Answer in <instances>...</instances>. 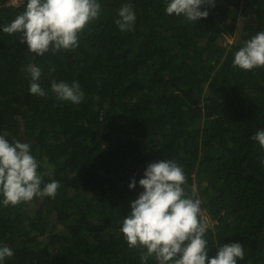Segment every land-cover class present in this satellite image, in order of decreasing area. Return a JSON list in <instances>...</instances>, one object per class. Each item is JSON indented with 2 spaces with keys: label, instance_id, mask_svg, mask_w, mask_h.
I'll return each instance as SVG.
<instances>
[{
  "label": "trees",
  "instance_id": "trees-1",
  "mask_svg": "<svg viewBox=\"0 0 264 264\" xmlns=\"http://www.w3.org/2000/svg\"><path fill=\"white\" fill-rule=\"evenodd\" d=\"M127 2L101 0L79 47L55 55L34 56L19 34L0 32V132L31 142L44 180L60 184L54 198L0 208V241L14 249L5 264H141L120 221L147 165L166 158L204 201L209 255L235 241L239 264H264V148L250 139L264 128V67L232 66L243 41L264 31V0H215L191 23L167 15L164 0H130L136 21L120 31ZM23 8H0V23ZM29 63L43 68L47 96L29 93ZM53 79L78 81L84 100L58 101Z\"/></svg>",
  "mask_w": 264,
  "mask_h": 264
},
{
  "label": "clouds",
  "instance_id": "clouds-1",
  "mask_svg": "<svg viewBox=\"0 0 264 264\" xmlns=\"http://www.w3.org/2000/svg\"><path fill=\"white\" fill-rule=\"evenodd\" d=\"M8 2L0 3V8L7 7ZM164 4L167 15L191 23L208 17L204 6H214L215 0H164ZM102 12L101 0H24L23 11L10 22L0 23V32L19 34L20 43L26 44L34 56L55 55L78 48L84 29ZM135 21L136 12L129 0L117 10L115 24L120 31H131ZM232 66L245 71L264 67V31L243 41L233 52ZM22 70L30 77L29 93L47 96L48 90L40 83L43 68L29 63ZM49 71L55 68L50 65ZM50 90L58 101L80 104L84 100L76 80L53 79ZM250 139L264 148V128L255 131ZM43 164L33 153L31 142L0 132V208L28 203L37 197H55L59 181L44 180L40 171ZM138 185L142 190L130 201V211L122 216L119 232L129 248L142 250L141 264H147L149 258L156 264H239L244 259V245L235 241L216 242L215 256L209 255L207 234L211 224L204 214V201L195 188L187 190L184 168L176 160L150 162ZM128 187L136 189V178ZM13 255L14 249L0 241V264Z\"/></svg>",
  "mask_w": 264,
  "mask_h": 264
},
{
  "label": "rangeland",
  "instance_id": "rangeland-1",
  "mask_svg": "<svg viewBox=\"0 0 264 264\" xmlns=\"http://www.w3.org/2000/svg\"><path fill=\"white\" fill-rule=\"evenodd\" d=\"M12 3H13V2H12ZM14 3H15V2H14ZM14 3H13V4H14ZM16 3H19V0H18V2L16 1ZM228 41H229V42H232V39H229V38H228ZM28 212H29V214H31V215L34 214V208H32V207L29 208V209H28Z\"/></svg>",
  "mask_w": 264,
  "mask_h": 264
},
{
  "label": "built area",
  "instance_id": "built-area-1",
  "mask_svg": "<svg viewBox=\"0 0 264 264\" xmlns=\"http://www.w3.org/2000/svg\"><path fill=\"white\" fill-rule=\"evenodd\" d=\"M16 1L18 2V0H15V3L13 4L12 2H11V0H10V2L8 3L9 5H18V4H20L21 2H22V0H19V3H16ZM207 217V216H206ZM208 218V217H207ZM208 220H209V218H208ZM209 223H210V221H209Z\"/></svg>",
  "mask_w": 264,
  "mask_h": 264
}]
</instances>
